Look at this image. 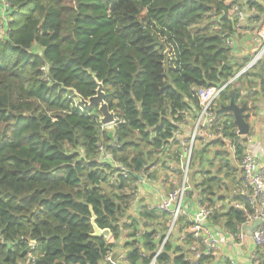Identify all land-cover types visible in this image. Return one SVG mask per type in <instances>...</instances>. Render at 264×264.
Segmentation results:
<instances>
[{
    "label": "trees",
    "instance_id": "obj_1",
    "mask_svg": "<svg viewBox=\"0 0 264 264\" xmlns=\"http://www.w3.org/2000/svg\"><path fill=\"white\" fill-rule=\"evenodd\" d=\"M231 6V0H0V264H101L123 228L133 230L132 238L142 226H165L166 215L145 207L126 221L134 183L152 175L175 133L191 126L197 92L225 83L248 63L233 61L226 46ZM97 83L116 119L112 133L102 128L97 108L87 110L77 98L94 96ZM255 86L264 93V59L228 86L217 107L229 103L230 91L235 103L247 105L244 87ZM231 117L219 119L226 125ZM227 134L237 157L223 163L215 152L202 193L216 208L212 219L235 231L241 212L214 201L227 187L220 175L235 181L242 152V138ZM212 145L196 149L194 159L205 163ZM93 218L111 241L92 235ZM153 233L141 237L142 257L130 242L132 264L151 263ZM170 252L167 246L156 264H186Z\"/></svg>",
    "mask_w": 264,
    "mask_h": 264
},
{
    "label": "built area",
    "instance_id": "obj_2",
    "mask_svg": "<svg viewBox=\"0 0 264 264\" xmlns=\"http://www.w3.org/2000/svg\"><path fill=\"white\" fill-rule=\"evenodd\" d=\"M231 3L229 16L232 22V31L226 40V46L231 50L233 61L241 60L238 59L239 57H246L251 49H253L252 57L250 58L251 54H249L245 58H249V62L225 83L200 89L197 92L199 109L191 126L187 125L189 126L188 135L186 137L183 135L184 126L175 133L176 141L173 144L179 146L182 151L175 150L173 152L169 159L174 161L173 166H168V159H163L162 163L160 162L152 168V175L140 174L137 176L132 201L140 186L156 179L158 167L166 168L170 174V179L166 180L168 188L165 195L152 205L145 207L149 211H157L166 215V223L164 227L158 224L148 228L142 226L132 238L130 236L133 234V230L128 227L123 228L118 242L124 241L122 245L126 250L123 256L124 264H132L128 259L132 251L130 243L132 240L135 247L139 249V257L147 254L141 237L150 233L151 230L154 232L151 242L155 244V248L151 252L153 259L150 264H156V259L165 253L167 246H171L170 254L178 251L175 255L181 256L186 264H215L212 260L217 257L222 247H228L235 252L236 249H247L248 243L252 245L250 255H248L250 264H264V169L259 164V150L249 131L244 136L238 134L232 117L224 125L219 119L221 115H216V111L220 107H217V102L228 86L237 77L251 70L264 59V0H231ZM1 9L6 11V8ZM0 17V36H3V13ZM242 32L250 33V38L240 37ZM248 40L252 45L246 48L245 43ZM233 131L236 139L242 138L241 141H237L242 146V152L236 164L235 181L230 184L227 182L228 179L220 175L222 184L227 187H222L214 201H218L217 206H222L224 209L232 208L241 212L243 222L235 227V231L227 229L223 221L216 222L212 219L216 208L207 204L202 193V182L206 178L205 172L210 169L209 165L215 152L218 151L222 154L223 163L225 160L234 163L237 157L236 141L227 134ZM212 143L215 145L208 148L209 156L205 158L207 161L203 165V172L197 170L195 179H198L200 175L201 177L193 182L189 176L190 167L193 168L195 165L194 168H199L197 161H193V149L195 146H198L199 149L205 148ZM104 157L110 156L106 154ZM119 171L122 174L125 173L123 168H120ZM212 172L214 173V169ZM257 221L260 223L249 237L243 228ZM128 225H131L130 221H128ZM174 236L176 242H172ZM112 255L113 251H110L103 261H110ZM203 258L209 260V263H201ZM135 264H139V262ZM217 264L235 263L228 259V261Z\"/></svg>",
    "mask_w": 264,
    "mask_h": 264
},
{
    "label": "crops",
    "instance_id": "obj_3",
    "mask_svg": "<svg viewBox=\"0 0 264 264\" xmlns=\"http://www.w3.org/2000/svg\"><path fill=\"white\" fill-rule=\"evenodd\" d=\"M246 36L248 39L250 38V33L242 32L240 37ZM251 42L248 40L245 43V47L249 48L251 46ZM251 54L250 58L253 54V49H251L247 56ZM246 57H239L238 59L244 60ZM249 60V58H248ZM249 62V61H248ZM253 91L254 94H251ZM242 97H250L247 105L245 106L244 116L245 120L249 125V132L252 136L253 141L255 142L259 154V164L262 169H264V93L260 92V88L255 86L251 90H248V87H244ZM237 104V103H236ZM239 105V104H237ZM243 106V105H239ZM219 107V106H218ZM183 135L186 137L189 132V126H184L182 129ZM182 151V149L175 144L172 146H168L163 154L168 159V166H173L172 163L174 161L169 160L174 151ZM170 179V174L166 170V168H157L156 179L152 182L146 183L138 188L137 193L134 196V199L131 203V207L128 210V214L126 215V220L135 217L136 213L143 207H148L161 199L168 188L166 184V180ZM111 241V238L110 240ZM123 240L119 241L115 244L113 249V255L111 260L108 262H101V264H124V253L126 250L123 248ZM172 242H176V237L172 239ZM252 249V245L248 243L247 249L241 248L236 249L235 252L230 250L228 247H222L219 254L216 258L212 260L213 263L217 264L218 262L228 261V259L233 260L235 264H250L248 260V255H250V251ZM247 256V257H246Z\"/></svg>",
    "mask_w": 264,
    "mask_h": 264
},
{
    "label": "water",
    "instance_id": "obj_4",
    "mask_svg": "<svg viewBox=\"0 0 264 264\" xmlns=\"http://www.w3.org/2000/svg\"><path fill=\"white\" fill-rule=\"evenodd\" d=\"M230 100L229 103L225 106H220L219 109L216 111V115H223V114H230L233 118L234 126L238 130V134L240 136H244L248 134L249 125L245 120L244 111L245 106H239L235 103L233 92H229ZM79 103L87 110H91L93 107H96L100 116H99V123L102 127H109L115 124V117L112 111L109 110L108 105L104 101V92L101 83H97V89L95 91V95L84 100L80 96L77 95ZM95 218L91 220V225L93 227V236L102 238L104 241H109L111 238L110 230H100L94 224ZM260 221L254 222L252 224L244 226L243 230L247 233L250 237L251 232L257 227Z\"/></svg>",
    "mask_w": 264,
    "mask_h": 264
},
{
    "label": "rangeland",
    "instance_id": "obj_5",
    "mask_svg": "<svg viewBox=\"0 0 264 264\" xmlns=\"http://www.w3.org/2000/svg\"><path fill=\"white\" fill-rule=\"evenodd\" d=\"M98 115L100 116L99 112H98ZM113 126V125H112ZM112 126H109V127H102L104 129H106L108 131V133H112L113 132V129H112ZM196 149H199L198 146H195L194 149H193V153H192V156H193V161H196L197 159H194V153H195V150ZM209 155H205L204 158H207ZM198 165H199V168H194L195 165L192 167H190V172H189V176H191V179L193 182H196L198 179H195V175H196V172L197 170H199V172H203V165L204 163H200V161H197Z\"/></svg>",
    "mask_w": 264,
    "mask_h": 264
}]
</instances>
